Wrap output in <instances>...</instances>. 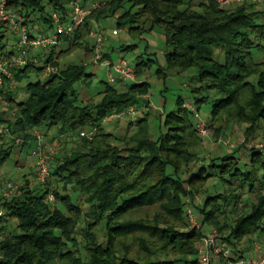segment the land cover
Masks as SVG:
<instances>
[{
    "label": "trees",
    "instance_id": "obj_1",
    "mask_svg": "<svg viewBox=\"0 0 264 264\" xmlns=\"http://www.w3.org/2000/svg\"><path fill=\"white\" fill-rule=\"evenodd\" d=\"M74 1L100 4L75 38H65V46L49 56L48 61L57 59L60 71L42 80L44 66L32 63L5 83L7 109L17 113L8 123L19 136L29 132L23 147L33 144L37 128L46 133L58 129L53 139L64 136L67 144L51 164V180L36 184L25 178L18 195L3 201L16 231L8 230L9 221L0 223V264H196L204 232L190 230L186 217L196 195L203 198L196 207L203 227L218 230L226 245H251L261 239L264 149L249 148L251 139L264 130V61L254 56L255 50L264 51V11L257 10L258 3L226 8L213 0H9V7L22 12L29 23L38 13L51 30L52 14L67 20ZM112 17L132 38L156 27L162 30L167 69H159V76L174 69L197 73V84L190 86L195 103L180 97L177 109L161 122L158 138L148 128L151 112L130 121L123 137L104 123L106 116L132 105L150 109L145 62L135 66L137 81L103 82L98 100L93 95L82 98L95 79L88 72L96 57L90 29L100 30V21ZM3 33L0 29V50L6 48ZM78 50L83 52L79 62L62 65ZM103 56L112 60L104 50ZM32 77L37 80L27 85V98L19 100L20 89L13 84ZM211 94L212 136L224 139L235 125L244 127L245 140L230 147L222 165L211 160L208 167L200 155L205 139L192 123L194 114L187 104L198 109L210 102ZM5 111L0 108V120ZM93 128L97 133L92 139L78 136L81 129ZM15 147L0 139V165ZM217 168L223 179L230 175L232 180L225 192L203 196ZM50 193L53 202L48 201Z\"/></svg>",
    "mask_w": 264,
    "mask_h": 264
},
{
    "label": "built area",
    "instance_id": "obj_2",
    "mask_svg": "<svg viewBox=\"0 0 264 264\" xmlns=\"http://www.w3.org/2000/svg\"><path fill=\"white\" fill-rule=\"evenodd\" d=\"M221 7H230L236 4H242L244 1H251L253 3L261 4L264 0H213ZM90 5H83L80 1L71 3L72 12L67 20L58 13L52 14L53 31L51 33L35 34L31 31L29 26V19L20 11H14L9 7V0H0V29H4V41L6 48L0 50V108L2 111L6 110L0 120V139L1 141L13 142L19 148V156L22 155L20 146L27 143L24 138L25 134L17 135L14 129L9 125V120H14L17 117L16 111H8L9 105L8 96L5 89V83L13 79L15 71L25 68L29 64L43 65L44 71L41 78L48 79L52 75H56L60 69L54 64L57 59L48 61L52 52L59 50L64 39L72 40L76 33L85 23L87 17L92 10L97 8L99 1L90 2ZM125 30H128L125 28ZM89 38L94 41L96 57L94 65H98L108 69L109 82L115 83L117 81L129 82L137 81L136 67L126 60L124 57L117 61L105 59L103 56V47L106 40L105 34L102 30L92 27L90 29ZM9 33L14 34L17 40L14 44H10L7 40ZM119 30L113 31L116 35ZM39 53V57L35 56ZM41 58V59H40ZM19 98V96H18ZM150 102L149 96H146ZM189 109L193 111L194 119L196 120V129L202 138L210 136V124L203 117L197 107L187 104ZM142 108L137 106H130L121 113H112L105 117L104 123H110L115 118L123 119L130 117L131 121L137 120V116ZM97 133V129H81L78 136L92 139ZM34 137L33 144L35 150L33 156L35 162L34 176L38 183L45 184L51 180V164L55 161V156L62 148V139L58 138L53 145H50L48 139L49 135L44 129L37 128L32 131ZM220 143H226L224 139ZM264 149V142L249 144V148ZM20 161V160H19ZM1 166V165H0ZM20 185L17 181L10 179L8 175L0 170V223L9 221L10 217L3 207L4 200H10L19 193ZM52 193L48 196V201H54ZM203 198L196 195L195 198L189 202L186 208V217L189 222L190 230H202L200 241L197 244L196 264H264V236L261 239L253 240L251 245H226L222 234L216 229H205L203 223L197 215L196 207L202 205Z\"/></svg>",
    "mask_w": 264,
    "mask_h": 264
},
{
    "label": "rangeland",
    "instance_id": "obj_3",
    "mask_svg": "<svg viewBox=\"0 0 264 264\" xmlns=\"http://www.w3.org/2000/svg\"><path fill=\"white\" fill-rule=\"evenodd\" d=\"M189 1V0H186ZM237 5V4H236ZM257 10L264 11V2L261 4H258ZM30 28L32 29L33 26H35L34 33L35 34H41L43 31L48 30L49 28L42 22V20L39 19V14L36 13L33 17V22L29 23ZM100 30L103 31L106 37L105 44L110 46L108 51L112 56L113 61H117L119 58L124 57L126 60H128L133 67L136 66L137 62L143 61L148 66L147 71L145 73L144 79L151 82V89L149 92V98L150 102L149 108L144 107L141 109L140 113L137 116V119L141 116H144L146 113L151 112V115L149 117L148 122V128L150 130V134L154 138H158L161 134V122L163 124L164 118L167 114L175 111L177 109L178 105V99L180 97L184 98L188 103H195L190 89L191 82L192 85H196L197 80V73L195 70H190L186 72H180L179 70H167V75L162 77L158 75L159 69H167V60H166V53H167V44L165 41V37L163 35V32L159 27H156L153 31H146L143 36L141 37H133L129 34L128 30H125V28L117 26L116 18H107L103 19L99 23ZM119 30V33L114 35L113 31ZM54 30V29H53ZM7 40L10 42V44H14L17 40V37L9 33L7 36ZM133 46L134 49H126L124 48ZM254 56L256 61L263 62L264 61V51L255 50ZM83 56V52L81 50L76 51L69 57L65 58L62 61V65L71 63V62H79L81 57ZM223 61V58L220 59ZM42 66V65H39ZM89 73H93L95 76L94 83L91 88L87 89V96H96V93L102 89V83L103 82H109V76H108V69L101 67V66H91L88 68ZM44 80L43 78H41ZM255 78H253L254 80ZM37 78L32 77L31 79L23 81L21 84L16 85L15 83L13 86L19 87V100H23L27 98L29 91L27 89V85L30 82H35ZM138 80V79H137ZM126 82H124L125 84ZM203 95H207V93H203ZM202 94H199V96H203ZM210 102L200 103L198 105V109L203 117V120H207L208 122L211 119V113L213 109L212 101L214 99V95H210ZM96 99L98 100L99 97L96 96ZM144 103L142 102L141 106ZM139 105H137L138 107ZM140 107V106H139ZM138 107V108H139ZM119 121V122H118ZM131 121L130 117H125L123 119L115 118L112 122L107 123L106 127L108 130L113 131L115 127L122 126L117 133L123 137L125 135L128 124ZM194 125L196 126L197 122L195 119H193ZM131 127V131H132ZM213 130L210 127V136L207 138H204V146L205 149H202L201 151V158L203 163H205L208 167L211 163V160H215V163L217 165H222L223 158L227 156L231 151L235 148L241 145L245 140V130L244 127L230 125L226 138L224 140L227 144L230 146H227L226 144L220 143V140L223 139L221 137L220 139H215L212 134ZM253 140V143H260L264 142V130L259 131L255 137L251 139ZM50 145H53L55 141H58V139L55 138V140L50 137L48 139ZM67 144V141H65V138L62 139V145ZM226 145V146H225ZM70 148V147H69ZM20 150L22 151V155L19 158V148L15 147L14 152L12 155L7 159V161L0 166V170L5 172L10 179H13L17 181L20 185L23 184L25 178H30L32 180V183L38 184V182L35 179L34 176V167L33 164L35 162V158L33 156V151L35 150V144H32L30 146H20ZM23 156V158H22ZM27 156V158H26ZM26 158V163H18V161L23 160ZM202 164V163H201ZM204 164V165H205ZM210 171V170H209ZM214 175L208 180L206 184V193L203 196H207L208 194H217V193H223L225 192V189L228 188V181L232 180V177L230 175L224 176V179L222 178V175L220 173V168H217L214 172ZM247 192V191H246ZM245 193V192H244ZM245 197H248L246 195ZM250 197H253V195H250ZM84 204V203H83ZM82 204V207L85 208V210L90 211V207L85 206ZM86 212V211H85ZM13 219H9V225L8 230L9 231H16L15 229V223ZM4 223V222H3ZM85 242L81 240V252L83 257H85ZM164 257V256H163ZM162 258V257H161Z\"/></svg>",
    "mask_w": 264,
    "mask_h": 264
},
{
    "label": "crops",
    "instance_id": "obj_4",
    "mask_svg": "<svg viewBox=\"0 0 264 264\" xmlns=\"http://www.w3.org/2000/svg\"><path fill=\"white\" fill-rule=\"evenodd\" d=\"M96 2V1H95ZM53 31V29H49V31L48 30H46V31H43L42 33H51ZM106 41V40H105ZM104 44H105V42H104ZM65 45H64V43L62 44V46L61 47H64ZM110 48V46H108V45H104V48H103V50L104 51H106L107 53H109L110 51H108V49ZM35 56H37V57H39L40 55H39V53H36V55ZM112 57V56H111ZM95 66H98V65H95ZM87 95V93H86V90H84V91H82V98H84L85 96ZM119 122V121H118ZM122 126H118V127H115V129H114V133H116L117 135H119L118 133H117V131L121 128ZM48 135H49V137H55L58 133H59V130L58 129H52V130H49L48 132ZM121 136V135H120ZM19 158H20V156H19ZM22 158H23V156H22ZM26 158H27V156H26ZM26 158L25 159H23V160H21V161H18V163H26ZM85 209V208H84ZM86 212H89V210H85Z\"/></svg>",
    "mask_w": 264,
    "mask_h": 264
}]
</instances>
